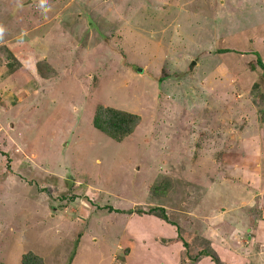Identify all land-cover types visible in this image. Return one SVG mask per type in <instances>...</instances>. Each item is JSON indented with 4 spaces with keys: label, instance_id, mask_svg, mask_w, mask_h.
Masks as SVG:
<instances>
[{
    "label": "rangeland",
    "instance_id": "rangeland-1",
    "mask_svg": "<svg viewBox=\"0 0 264 264\" xmlns=\"http://www.w3.org/2000/svg\"><path fill=\"white\" fill-rule=\"evenodd\" d=\"M257 51L264 0H0V264L29 251L45 264H192L184 241L200 219L247 192L258 196L210 240L225 264H264V175L253 192L234 173L257 147L234 134L264 141ZM99 104L137 114L135 133L97 130Z\"/></svg>",
    "mask_w": 264,
    "mask_h": 264
},
{
    "label": "trees",
    "instance_id": "trees-1",
    "mask_svg": "<svg viewBox=\"0 0 264 264\" xmlns=\"http://www.w3.org/2000/svg\"><path fill=\"white\" fill-rule=\"evenodd\" d=\"M226 51L229 50L226 49ZM255 53L258 54V56L257 54H255L257 56L256 59L257 63H259L258 65L263 69L264 72V59L261 58V54L258 53V51ZM257 84L258 83H256L255 86ZM140 123H141V118L137 114L130 112L126 109L118 108L111 105H103V104H99L96 107L95 114L92 120V124L97 130H99L100 132L106 134L107 136L111 137L112 139L118 142H123L128 137L133 135ZM0 156L7 157L8 154L2 149H0ZM9 156L11 157V155ZM210 157L211 155L207 156V159H210ZM7 159L9 160L12 158L8 157ZM171 187H173L172 180L166 176L165 178L163 177L158 184H153V188L151 192L154 197L156 196L166 197ZM149 212L158 215L165 220H169L168 215L166 214V210L163 207H154ZM136 213L142 215L143 210L137 209ZM199 225L201 226L200 223ZM194 226L195 225L193 224L192 228ZM197 231H199V229ZM182 233H183L182 227L178 225V236H181ZM195 236H197L196 240H194ZM195 236L193 237L194 240L193 242L195 243L190 242V238H188L189 240L188 242L184 241V246H185L184 248H186V250L187 248L190 249L192 247L190 249V251H192V254L186 255L189 258V262H191L192 264H196V262L199 261L202 262L207 257H210V260L213 264H225L218 255V253L216 252V250L212 248V241L210 239L203 236L202 233L201 234L199 233L198 235H196L195 233ZM177 239L178 238H173L172 240H177ZM262 239L264 240V236ZM172 240H166L165 244L166 245L170 244ZM193 244H196V246H194ZM128 252L130 253V249ZM129 253H127V255ZM20 264H45V262L42 256L36 254L35 252L29 251L23 254Z\"/></svg>",
    "mask_w": 264,
    "mask_h": 264
},
{
    "label": "crops",
    "instance_id": "crops-1",
    "mask_svg": "<svg viewBox=\"0 0 264 264\" xmlns=\"http://www.w3.org/2000/svg\"><path fill=\"white\" fill-rule=\"evenodd\" d=\"M232 134V133H231ZM234 136H242V137H247L245 140H244V144L248 147V149L251 147V145H253V148L255 146H257L255 149H256V153H255V150H254V153H250L247 158H250V159H247L248 161H251L254 165L253 166H247L245 168L244 171L241 172L242 170V167H238L237 168V171H234V173L239 177L240 175H244V177L246 178L245 182L243 183V185L245 184V187H246V190L247 188L249 189V191H253V184H249L250 183V179L251 178H254L253 179V182H258L259 184V187H260V183H261V179H262V175H264V166H263V161L261 160L264 156V141L262 140V142H259L258 139L255 137H252V136H249V135H246V136H243L242 134L240 133H236L234 134ZM260 136V135H259ZM228 137V136H227ZM262 137V136H260ZM257 140V141H256ZM259 145H261V147H259ZM259 147V151L260 153L262 154H258L257 152V149ZM223 157V156H222ZM224 158V157H223ZM227 166H231V164H227ZM262 186V185H261ZM263 187V186H262ZM208 188V187H207ZM210 189V187L208 188ZM206 192V191H205ZM246 192V191H245ZM254 192V191H253ZM258 196V195H256ZM256 196H253L251 195V193L249 194L247 192V194L242 198V199H238L237 201L239 203H232V205H229L227 207H225V210L221 211V209H217V212L218 213H214L213 211L211 213H208L209 215H204L203 219H200V224L202 227H200L199 231L200 230H207V233H209V236L208 239L210 238H216L218 237V231L216 229V225L218 224H222L224 221H225V217H226V211H228V208L230 206H234L236 204H241L242 206H244V204H247L248 202L252 201ZM223 212V213H221ZM206 213V212H205ZM205 216H209V217H205ZM215 216V217H214ZM205 218V219H204ZM210 226V228L208 227ZM212 226H214V228H212ZM249 226V225H248ZM233 227V226H231ZM251 225L249 227V230L251 229ZM235 230V229H234ZM199 231L196 232V234L199 233ZM204 231H200V233L204 232ZM255 231L252 230V233H254ZM252 233H249V237H251V234ZM248 237V238H249ZM256 237V236H254ZM181 246V245H180ZM130 255V253L128 254V256ZM208 260L205 259V264H209L207 263ZM203 262V261H202Z\"/></svg>",
    "mask_w": 264,
    "mask_h": 264
}]
</instances>
